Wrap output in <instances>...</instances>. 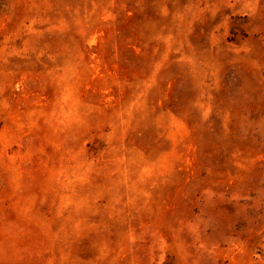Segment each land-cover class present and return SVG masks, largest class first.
<instances>
[{
	"label": "rangeland",
	"instance_id": "1",
	"mask_svg": "<svg viewBox=\"0 0 264 264\" xmlns=\"http://www.w3.org/2000/svg\"><path fill=\"white\" fill-rule=\"evenodd\" d=\"M0 264H264V0H0Z\"/></svg>",
	"mask_w": 264,
	"mask_h": 264
}]
</instances>
